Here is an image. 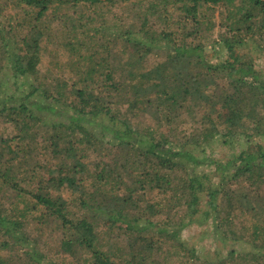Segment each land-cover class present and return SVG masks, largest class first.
<instances>
[{
  "label": "trees",
  "instance_id": "1",
  "mask_svg": "<svg viewBox=\"0 0 264 264\" xmlns=\"http://www.w3.org/2000/svg\"><path fill=\"white\" fill-rule=\"evenodd\" d=\"M15 1V18L4 22L18 30L32 25L22 46L10 41L11 28L0 26V65L11 73L9 91L0 94V119L16 126L12 137L0 138V232L8 240L0 264H68L35 248L50 221L60 222V254L73 264L81 252L90 253L91 264H162L152 253L165 247L185 258L181 264H264V206L256 191L264 183V73L242 52L251 43L264 47V0H138L146 3L142 22L109 32V43L93 42L104 24L84 41L65 43L79 68L75 79L57 81L41 72L54 43L47 16L137 0ZM211 5L226 9L218 27L215 15L204 12ZM168 7L180 13L173 30L166 28ZM151 16L166 23L157 37ZM206 29L213 30L214 59ZM160 48L166 58L149 67L148 57ZM148 118L170 134L184 128L180 136L157 137ZM239 141L245 148L230 151ZM214 142L229 149L228 161L207 155ZM207 166L220 178L201 172ZM242 177L257 186L245 189ZM205 179L208 203L201 207ZM238 210L255 219L248 235L236 231ZM30 220L36 223L31 233ZM205 222L221 244L214 252L181 239L185 226ZM117 230L131 234L128 245L105 248V232ZM230 240L249 249H226L222 243ZM10 243L25 257L4 254Z\"/></svg>",
  "mask_w": 264,
  "mask_h": 264
},
{
  "label": "rangeland",
  "instance_id": "2",
  "mask_svg": "<svg viewBox=\"0 0 264 264\" xmlns=\"http://www.w3.org/2000/svg\"><path fill=\"white\" fill-rule=\"evenodd\" d=\"M15 1V0H14ZM16 2V1H15ZM153 2V1H152ZM146 3H142L141 1H129V2H121L114 6L104 7L102 9H95L90 8L89 5L83 4L76 8H66L65 12L61 14L60 12H52L47 16L46 23L50 25V38L54 42L53 45H50V51L47 53L44 57V63L41 66V72L43 76L46 77V79L50 78L53 79L52 81H57L58 79L65 78L67 80H71L76 78V73L78 71L79 65L77 59L72 56L66 49L65 43L69 42L71 38H74V42L77 43L78 41H84L87 39L89 35H93L94 28H98L100 25L104 24L106 25V28L102 29L100 33L94 38L93 42L97 41V45L102 43H109L112 41L110 38L109 32H115L122 31L123 26L125 25V22H134L140 24L142 22L141 15L139 13L144 12L142 9H145ZM238 5V4H237ZM142 6V8H141ZM220 6V7H219ZM236 7V6H235ZM2 10V13L0 14V26L1 28L6 29L11 28L10 37L13 41L14 38L17 39V43L19 46H22L23 38L27 35L30 28L28 26L32 25V22L27 27L22 29V27H19V30L17 26L13 27L15 25L14 23H11L9 26L5 20L11 19V17L15 18V13L17 12V9L13 5V0H0V11ZM168 10H171L172 19L170 22L166 25V28L169 30H173V28L178 26L179 20H180V13L177 10V7H168ZM204 12L208 15L214 14V22L216 27L223 21V14L226 13V9L223 5H211L207 6L204 9ZM59 13V15H57ZM168 14V13H167ZM169 16V14H168ZM93 19V20H92ZM152 23L154 25V31L153 36L157 37L158 32L157 30L164 27L166 23H164L162 20L157 19V16H151ZM91 20L92 24H87V21ZM30 22V20H29ZM114 23L116 25H114ZM13 24V25H12ZM74 24H77L76 26ZM76 27V28H75ZM71 29H75L74 33L72 34ZM78 29V30H77ZM81 29L85 31H81ZM157 29V30H156ZM90 32V33H88ZM157 32V33H156ZM4 33L7 34V31H4ZM213 34V30L206 29L205 35L206 39L208 41L207 44V53L208 56L212 59H214V51H213V44L211 43V35ZM140 35H143V33H140ZM111 39V40H110ZM206 41V40H205ZM45 44V43H44ZM120 45V44H119ZM69 48V47H68ZM164 48V46H163ZM157 51L156 53L152 54L148 57L147 65L151 67L152 65L157 64L159 61H162L164 58H166L167 52L163 49ZM245 55L248 57L253 58V63L255 65V68L264 73V47H261L257 44L251 43L248 45L244 51H242ZM142 66V65H141ZM141 66L135 70V74L139 73L141 71ZM49 80V82H52ZM0 83H2V87L0 86V94L9 91V88L11 86V73L8 71V68L4 65H0ZM150 122L152 127L156 130V135L159 137L161 134H164L165 136H170L171 138H174V136H180L181 135V129L184 128V126H180L179 128H176L174 131V134H170L168 132L167 126L164 127H158L159 122L157 119L148 118V121ZM16 126L11 123H4V120L0 119V138L2 139H8L9 137H12L16 133ZM19 130V129H18ZM27 138V136H24ZM28 139V138H27ZM38 142L41 141V138L37 140ZM43 144V142H42ZM5 147L3 144L0 145L1 147ZM235 146V147H234ZM234 147V148H233ZM230 151L233 149H236L237 151H241L245 148L244 142H236V145L229 147ZM207 155L210 156L212 159H218L222 160L224 162L228 161L230 158L229 156V149L226 148L221 144V142H214L212 145H210L207 148ZM93 159L101 158L97 155L92 156ZM43 160V156L39 154V161ZM59 161H56L54 163H58ZM211 170H208V169ZM203 170L207 171L211 174L212 180L216 178H220L222 173H220L219 170L216 169L215 166H207L205 168L201 167V172ZM203 174V173H202ZM208 178L209 180L211 179ZM208 179H205L204 183V190L202 191L201 199L203 200V204L201 207H206V203H208V199L206 197L207 192L205 191L207 189V185H209L210 181ZM231 183H234L232 179H229ZM239 182H241V186H243L247 190H252L253 187L249 180L244 179V177L239 179ZM33 186H36L33 183ZM255 189V188H254ZM256 191L260 193V200L262 202V206H264V183L259 184L256 188ZM153 197L152 193H150ZM0 199H1V193H0ZM4 202V200H0V202ZM5 203V202H4ZM264 216V211H262ZM156 221H164V216H158L155 218ZM255 219L252 218L248 213L242 212V210H238L235 218H234V225L236 228V231L238 233H246L247 235L252 232V227L254 225ZM34 221L30 220L26 223L25 229L31 233L34 230L35 227ZM60 222L56 221H50L48 224L45 225V231L41 234V237L38 241V244L35 248L38 251L39 254H46V259L51 258L55 259L57 262H62L65 258L68 264H73L74 260L70 255L60 254L59 250V244L60 242L65 238L64 230L62 227L59 226ZM181 239L189 244L190 246L198 245V249L202 253H208V251L214 252L216 248H219L221 244L218 241V238L214 237L215 231L213 229V226L210 222H205L198 228L193 225H187L182 230ZM40 235V233H38ZM131 237L130 233H125V231L117 230L114 232H105L103 238H106L104 240V246L105 248H115L113 247V244L117 245L116 247H124L128 245L129 238ZM249 237V236H248ZM7 237L4 236L3 233L0 232V248L2 247V243L6 240ZM233 244V241H228L226 245L222 243V245L229 249ZM249 244H247L245 241H238L233 244L232 248L243 250V249H249ZM126 249V248H125ZM127 251H124L125 253L129 252V249H126ZM4 251V254H7L9 258H12V255L15 257L22 259L25 257L23 254L22 257H19L17 254V249H13V243H10L9 246H6L5 249H2ZM153 258H158L162 264H181L184 262L185 258L176 256V251L174 252L167 247L164 248L163 252L161 253H152ZM151 255V256H152ZM158 255V256H157ZM21 256V255H20ZM7 257V258H8ZM90 253H80V257L78 258L79 261L76 259L75 262L77 264H91L90 260ZM201 259V258H200ZM192 260V259H191ZM205 259H201V261H204ZM18 261V260H17ZM196 263L201 264L200 261L196 260ZM34 264V263H30ZM148 264H152V261L149 260ZM187 264H195L194 261H189Z\"/></svg>",
  "mask_w": 264,
  "mask_h": 264
}]
</instances>
